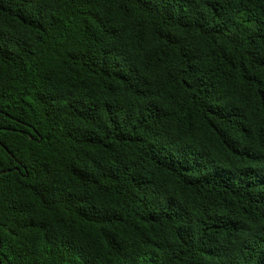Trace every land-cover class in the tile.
<instances>
[{
    "label": "trees",
    "instance_id": "1",
    "mask_svg": "<svg viewBox=\"0 0 264 264\" xmlns=\"http://www.w3.org/2000/svg\"><path fill=\"white\" fill-rule=\"evenodd\" d=\"M3 169L0 264H264V0H0Z\"/></svg>",
    "mask_w": 264,
    "mask_h": 264
},
{
    "label": "water",
    "instance_id": "2",
    "mask_svg": "<svg viewBox=\"0 0 264 264\" xmlns=\"http://www.w3.org/2000/svg\"><path fill=\"white\" fill-rule=\"evenodd\" d=\"M38 139H39V141H40L41 137L39 136ZM4 149L7 150L6 147H4ZM9 171H10V169H3V170L0 171V173H6V172H9Z\"/></svg>",
    "mask_w": 264,
    "mask_h": 264
}]
</instances>
